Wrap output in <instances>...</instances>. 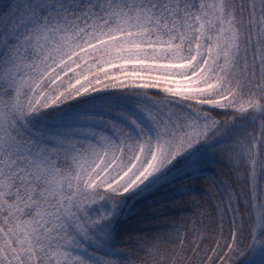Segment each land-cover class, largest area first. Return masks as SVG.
Returning <instances> with one entry per match:
<instances>
[{
    "label": "snow or ice",
    "instance_id": "snow-or-ice-1",
    "mask_svg": "<svg viewBox=\"0 0 264 264\" xmlns=\"http://www.w3.org/2000/svg\"><path fill=\"white\" fill-rule=\"evenodd\" d=\"M0 264H264V0H0Z\"/></svg>",
    "mask_w": 264,
    "mask_h": 264
}]
</instances>
